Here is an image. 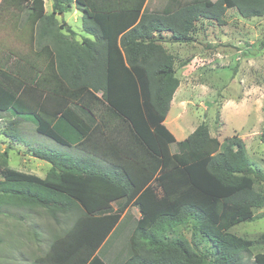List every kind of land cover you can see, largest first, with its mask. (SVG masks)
I'll return each instance as SVG.
<instances>
[{
  "label": "trees",
  "instance_id": "trees-1",
  "mask_svg": "<svg viewBox=\"0 0 264 264\" xmlns=\"http://www.w3.org/2000/svg\"><path fill=\"white\" fill-rule=\"evenodd\" d=\"M146 3L51 0L47 14L42 0H0V120L10 117L3 135L25 144L21 117H31L37 134L73 150L32 148L50 165L43 178L10 169L3 151L0 209L64 216L61 234L31 264H264L262 253L248 257L264 234L248 240L229 230L264 207L254 189L264 176L240 138L220 142L203 122L175 140L163 123L180 81L162 45L163 35L194 42L199 22L223 26L228 10L264 17V0ZM72 7L87 35L80 41L56 19ZM129 206L140 217L119 241Z\"/></svg>",
  "mask_w": 264,
  "mask_h": 264
},
{
  "label": "rangeland",
  "instance_id": "rangeland-1",
  "mask_svg": "<svg viewBox=\"0 0 264 264\" xmlns=\"http://www.w3.org/2000/svg\"><path fill=\"white\" fill-rule=\"evenodd\" d=\"M167 2L148 0L147 6L158 10ZM45 4L46 11L50 12V0H45ZM80 16L78 13L76 18ZM63 18L73 30L75 40L87 36L81 28V18L74 21L70 11ZM224 19L223 26L199 22L192 43H170L168 35H163V46L176 58V76L180 81L176 96H187L184 108L190 128L203 122L220 142L226 138H240L249 161L264 176V143L260 139L264 136V17L243 19L232 9L226 12ZM60 20L61 17L59 21L57 19L59 23ZM185 60L190 62L180 67ZM9 121L10 117L3 114L0 120V168L2 153L7 151L10 169L43 177L50 166L32 156L31 149L59 153H66L65 150L37 134L31 117H21L20 132L25 144L8 139L3 130ZM254 189L264 195V180L255 178ZM129 213L135 219L138 216L135 208L131 207ZM64 225V216L57 215L55 220L37 207L2 206L0 264H31L34 258L45 253L53 235L61 234ZM130 228V222L124 221L119 241L128 235ZM229 230L245 239L256 240L264 234V207L253 213L251 221L232 223ZM182 234L191 239L189 229L182 230ZM258 253L264 254V241H256L249 250V259L252 261Z\"/></svg>",
  "mask_w": 264,
  "mask_h": 264
},
{
  "label": "crops",
  "instance_id": "crops-1",
  "mask_svg": "<svg viewBox=\"0 0 264 264\" xmlns=\"http://www.w3.org/2000/svg\"><path fill=\"white\" fill-rule=\"evenodd\" d=\"M43 1V4H44V10H45V13H49V11H46V4H45V0H42ZM51 2V0H50ZM147 3H148V0H147ZM146 3V5H147ZM148 8V6H147ZM51 9V8H50ZM151 9V8H149ZM151 10H156V9H151ZM159 10V9H158ZM51 11V10H50ZM69 12V11H68ZM70 12H71V16H73V20H79V18H76L77 14L79 13L78 11L75 10L74 7H72L70 9ZM74 14V15H73ZM80 14V13H79ZM61 17V20L64 19V14H60V15H57L56 16V19H60ZM60 20V21H61ZM66 26H69L66 22ZM165 43V42H163ZM163 45V44H162ZM165 48V47H164ZM166 49V48H165ZM170 52V51H169ZM180 86V85H179ZM178 95V89L177 91L175 92L174 96H173V99L170 103V107H169V111H168V114L165 118V121H164V125L165 127L168 129V131L174 136L175 140L180 142V141H183L186 137H188L189 134H191L194 129L197 127V125L195 126H192L190 128V125H189V122L186 118V110H185V106H184V103L187 102V96L186 95H183V96H176ZM176 96V97H175ZM189 128V130L187 129ZM62 147V146H61ZM65 151H70L72 152L73 150H69L68 148H65V147H62ZM50 166V165H49ZM50 168V167H49ZM49 170V169H48ZM47 170V172H48ZM46 172V173H47ZM46 173L44 174L43 177H45ZM43 177H40V178H43ZM123 203L122 199L120 200H117V201H113L111 202V210L112 211H115L117 209V207L119 205H121ZM135 208L137 213H138V216L135 218L132 217V215L129 213V209L130 208ZM140 217V214L137 210L136 207L134 206H129L128 208H126V210L124 211V213L121 215V222H130L131 224V227L133 226V224L139 219Z\"/></svg>",
  "mask_w": 264,
  "mask_h": 264
}]
</instances>
